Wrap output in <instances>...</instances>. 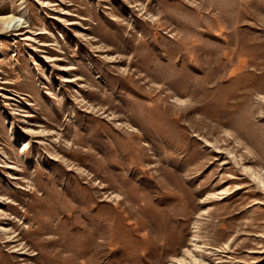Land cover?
<instances>
[{"label":"rangeland","instance_id":"rangeland-1","mask_svg":"<svg viewBox=\"0 0 264 264\" xmlns=\"http://www.w3.org/2000/svg\"><path fill=\"white\" fill-rule=\"evenodd\" d=\"M0 264H264V0H0Z\"/></svg>","mask_w":264,"mask_h":264}]
</instances>
